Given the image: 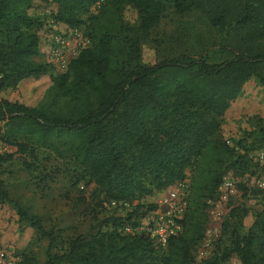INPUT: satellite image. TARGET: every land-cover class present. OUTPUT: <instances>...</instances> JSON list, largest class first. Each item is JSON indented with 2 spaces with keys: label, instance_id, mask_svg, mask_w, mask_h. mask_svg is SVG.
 I'll list each match as a JSON object with an SVG mask.
<instances>
[{
  "label": "trees",
  "instance_id": "16d2710c",
  "mask_svg": "<svg viewBox=\"0 0 264 264\" xmlns=\"http://www.w3.org/2000/svg\"><path fill=\"white\" fill-rule=\"evenodd\" d=\"M34 1L54 6L50 18L58 33L66 36L85 25L83 15L100 0H0V92L53 70L50 64L35 61L36 31L42 22L27 12ZM103 1L101 8L113 17L99 24L93 37L88 33L89 46L80 49L62 73L49 74L51 86L41 103L29 107L0 99V124L5 128L3 141L17 151H24L27 141L63 158L68 147L74 183L86 179L116 207L180 182L185 169L203 159L210 145L233 153L227 145L210 140L245 81L254 78L264 86V0ZM126 6L135 9V32L140 33L151 30L167 9L177 15L199 10L209 26L234 39V51L218 63L181 54L143 65L138 37L115 22ZM99 15L88 17L92 31ZM260 133L264 138V130ZM10 158L0 155V163ZM216 163L203 185L207 196L237 160L222 169ZM258 192L263 206L253 214L251 225L243 231L246 211L230 209L228 216L236 223L228 245L203 264H223L231 256L239 264H264V187ZM0 202L11 203L18 219L46 239L43 264H191V249L202 237L201 222L187 208L180 234L170 237L164 248L141 235L123 236L111 230L74 236L61 249L59 235L10 199L1 181ZM15 264L35 263L23 256Z\"/></svg>",
  "mask_w": 264,
  "mask_h": 264
},
{
  "label": "rangeland",
  "instance_id": "374dc122",
  "mask_svg": "<svg viewBox=\"0 0 264 264\" xmlns=\"http://www.w3.org/2000/svg\"><path fill=\"white\" fill-rule=\"evenodd\" d=\"M103 3L100 0L83 15L86 26L70 30L62 36L50 18L54 6L49 2L34 1L27 12L42 22L36 31L39 54L35 61L50 64L53 70L38 79L23 80L14 88L0 92V99L35 106L51 86L49 74L62 73L67 62L80 49L89 46L88 37L92 39L93 34L99 31V24H106L113 17L107 8H101ZM98 13L99 19L94 21L92 31L93 24L90 29L88 17ZM115 22L129 27V34L138 37L139 59L143 65H152L181 54L218 63L228 59L235 47L234 39L209 26L199 10L177 15L167 9L157 24L143 33L135 32L138 18L132 6L124 7ZM57 40L62 45L56 44ZM44 104L46 106V99ZM219 119V130L210 142L223 143L232 148L233 153L225 154L216 144L210 145L203 159L185 169L184 178L180 181L187 186L181 222L189 208L203 229L200 241L191 249V264H203L213 252L228 245L230 231L236 223L235 218L228 216L230 209L238 207L246 211L241 220L244 231L251 225L253 214L263 206L258 191L264 187V138L260 133L264 130V86L254 78L246 80L236 99ZM4 129L0 124V155H10L11 158L0 163L2 189L10 199L37 215L46 229L50 228L59 235L62 243L58 247L61 249L65 241L74 236L87 237L111 230L120 232L122 228L144 237V225L153 213L161 209L172 186L129 204L110 207L91 182L84 179L74 183L68 147L63 150V158L50 149L36 147L27 141H23L27 144L25 150L17 151L3 141ZM233 159L237 160L236 165L224 171L218 187L207 196L203 185L211 175L208 169L218 167L216 161L220 162L219 169H222ZM193 186L195 191L191 190ZM150 206L154 209L148 210ZM46 245V239L18 219L11 203L0 202V251L14 264L23 256L31 258L35 264H43ZM223 264L239 262L231 256Z\"/></svg>",
  "mask_w": 264,
  "mask_h": 264
},
{
  "label": "built area",
  "instance_id": "2783aa9c",
  "mask_svg": "<svg viewBox=\"0 0 264 264\" xmlns=\"http://www.w3.org/2000/svg\"><path fill=\"white\" fill-rule=\"evenodd\" d=\"M56 44L62 45L60 40ZM229 185L228 183L226 184ZM187 186L182 182H175L172 184L167 192L164 203L161 209L153 213L144 225L142 232L145 233V238L155 247L164 248L170 237L180 234L181 218L185 209V196ZM110 207H115V203L110 201ZM122 205H125L123 203ZM120 235L123 236H136L126 228H122ZM142 236V235H141ZM0 264H14L3 251H0Z\"/></svg>",
  "mask_w": 264,
  "mask_h": 264
}]
</instances>
